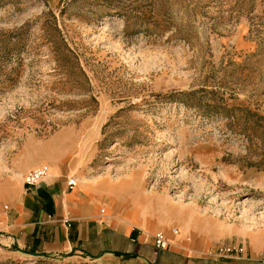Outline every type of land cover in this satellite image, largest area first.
<instances>
[{
  "label": "rangeland",
  "instance_id": "obj_1",
  "mask_svg": "<svg viewBox=\"0 0 264 264\" xmlns=\"http://www.w3.org/2000/svg\"><path fill=\"white\" fill-rule=\"evenodd\" d=\"M40 167L153 234L264 252V0H0V264H78L2 245Z\"/></svg>",
  "mask_w": 264,
  "mask_h": 264
},
{
  "label": "crops",
  "instance_id": "obj_2",
  "mask_svg": "<svg viewBox=\"0 0 264 264\" xmlns=\"http://www.w3.org/2000/svg\"><path fill=\"white\" fill-rule=\"evenodd\" d=\"M51 173L37 186L22 183L3 219L2 245L78 264H264L260 246L217 253L172 233L170 247L159 249L153 233L132 222L133 211L119 214L96 183L70 189L62 172Z\"/></svg>",
  "mask_w": 264,
  "mask_h": 264
},
{
  "label": "built area",
  "instance_id": "obj_3",
  "mask_svg": "<svg viewBox=\"0 0 264 264\" xmlns=\"http://www.w3.org/2000/svg\"><path fill=\"white\" fill-rule=\"evenodd\" d=\"M48 175V168L47 167H40L38 169H35L34 171H31L28 175H26L24 179V183L28 186H37L39 185L43 179ZM69 187L72 189L76 187L77 180L76 179H69L68 181ZM178 229H173L172 234L177 235ZM155 246L159 249H168L171 245V239L167 234L163 232H158L153 234ZM235 250V248H234ZM226 253H231L232 249H226Z\"/></svg>",
  "mask_w": 264,
  "mask_h": 264
}]
</instances>
